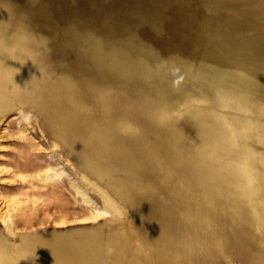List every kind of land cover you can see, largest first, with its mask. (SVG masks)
<instances>
[{
	"label": "rangeland",
	"instance_id": "rangeland-1",
	"mask_svg": "<svg viewBox=\"0 0 264 264\" xmlns=\"http://www.w3.org/2000/svg\"><path fill=\"white\" fill-rule=\"evenodd\" d=\"M239 1L0 0L9 264H113L114 239L124 264H264V0Z\"/></svg>",
	"mask_w": 264,
	"mask_h": 264
},
{
	"label": "bare ground",
	"instance_id": "bare-ground-1",
	"mask_svg": "<svg viewBox=\"0 0 264 264\" xmlns=\"http://www.w3.org/2000/svg\"><path fill=\"white\" fill-rule=\"evenodd\" d=\"M1 65V64H0ZM0 68H2L0 66ZM3 73L2 69H0V74ZM7 75V74H6ZM10 78V76H4L3 77H0V99H2L3 102H9L11 100L12 97H14L13 95V89L11 88V83L8 81ZM244 100V99H243ZM128 151V150H127ZM98 191H100L101 193V196H102V199H103V203H104V206L102 209L100 208H95L94 209V213H97V214H103V213H107L109 212V214L111 215V218H118L121 213H122V209L121 207L113 200V198L106 192L104 191L102 188H98ZM108 214V213H107ZM146 224V223H145ZM187 226V225H186ZM183 230V229H181ZM216 230V229H215ZM181 233V232H180ZM181 235V234H180ZM221 240L217 241L218 243L220 242ZM114 242L116 244V249H114L116 251V254L112 253L113 254V257H112V262L113 264H124V255L123 254H128L127 250L125 248H123V246H121V241H119L118 239H114ZM222 243V242H221ZM108 251H111L109 248H108ZM168 252V251H167ZM117 253L119 254V256H117ZM133 253V256L137 255V256H140L134 252ZM171 254V253H170ZM8 253H2L0 255V261L4 262L5 264H9V261H8ZM175 255V254H174ZM174 255L171 256V259L172 260H166L160 264H186L184 262L183 259L181 258H178L176 259L174 257ZM130 257V256H129ZM141 258H144V257H141ZM214 258V257H213ZM115 259H118L117 261ZM159 259V258H158ZM21 263L24 264V257L21 256ZM191 262V261H190ZM193 263V262H192ZM194 264V263H193Z\"/></svg>",
	"mask_w": 264,
	"mask_h": 264
},
{
	"label": "water",
	"instance_id": "water-1",
	"mask_svg": "<svg viewBox=\"0 0 264 264\" xmlns=\"http://www.w3.org/2000/svg\"><path fill=\"white\" fill-rule=\"evenodd\" d=\"M203 2H205V4H207L208 5V3H209V0H203ZM225 2H228V4H233L234 5V2L235 3H237V4H239L240 5V7H242V3H241V1H239V0H225ZM244 7V6H243ZM233 9V8H232ZM247 9V8H246ZM95 36H98V35H95ZM131 53V52H130ZM131 55H132V57L133 58H135V59H138V60H140L141 62H145L149 67H151V69L154 71V70H161L160 68L163 66V65H166L168 62L166 61V60H163V59H156V60H154V61H151L150 59H147L146 57H144L143 55H141V54H138V53H134V54H132L131 53ZM176 60L175 59H172L170 62L171 63H173V62H175ZM183 64H185V65H187V64H189V63H187V62H185V61H183L182 62V65ZM188 66V65H187ZM227 70L228 71H226V72H230V68L228 69L227 68ZM235 69H233V70H231V72H236V71H234ZM188 71H189V69H188ZM186 91H187V96H188V94H190L191 92H194V94L196 93V91H192V90H187V89H185ZM174 92H172V94H173ZM161 115H162V117L161 118H159V117H156L155 116V118L153 119V121L156 123V125H160V122H162L163 120H166V121H169L172 125H175L174 124V122H173V120H172V115H171V112H170V109H167V108H165L164 107V112H162L161 111ZM145 118H146V116H145ZM147 119V118H146ZM177 129H179V128H177ZM185 140H186V142H189V148L190 149H195V148H198V146H200V138L199 137H197V139L196 140H188L187 138H185ZM78 166V165H77ZM79 167V166H78ZM80 169V168H79ZM128 207V206H127ZM129 208V207H128ZM109 225H110V223H106V225H102V226H88L87 228H102L104 231H106L108 228H109ZM48 231H42V232H38V233H35V234H32V235H30V236H39V235H41V234H45V233H47Z\"/></svg>",
	"mask_w": 264,
	"mask_h": 264
}]
</instances>
